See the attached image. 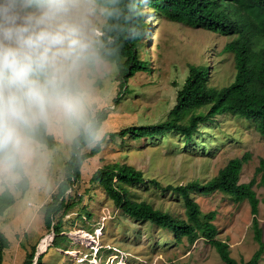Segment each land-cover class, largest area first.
I'll use <instances>...</instances> for the list:
<instances>
[{
    "label": "rangeland",
    "instance_id": "obj_1",
    "mask_svg": "<svg viewBox=\"0 0 264 264\" xmlns=\"http://www.w3.org/2000/svg\"><path fill=\"white\" fill-rule=\"evenodd\" d=\"M89 8L90 25L99 35L94 38V60L85 66L81 76L88 93V122L99 113L107 117L95 141L83 152L91 151L98 142L101 151L85 161L82 180L68 191L67 200L74 206L55 219L54 224L61 223L62 232L57 244H53V229L45 224L44 207L52 202L66 177L65 164L80 129L59 124L48 130L55 136L56 145L50 149L42 144L40 154L23 167L29 178L26 191L17 186L22 180L19 173L15 179H0V194L8 190L14 197V204L0 215V230L8 241L3 264H22L34 246L37 254L44 255L45 264H225L207 239L200 238L192 245L186 239L178 242L171 229L139 221L117 208L100 184L91 179L105 165H132L163 187L132 185L133 199L152 203L182 219L186 218L182 197L167 190L168 185L193 180L206 183L231 159L245 155L250 158L244 164L241 182H250L264 158V136L253 121L243 117L219 115L201 125L191 142L176 132L157 139L110 137L129 126L164 122L176 105L177 92L192 64L209 67L212 86L233 82L234 57L224 48L235 36L171 21L146 6L148 37L140 58H147L152 70L149 75L139 72L130 77L122 89L117 65L97 56L106 9L94 0ZM254 189L260 200L257 219L264 239V187L256 185ZM193 197L203 212L217 211L218 237L229 244L232 256L238 261H249L259 249L249 202L221 192L193 193ZM46 236H50V243L42 251ZM259 264H264V254Z\"/></svg>",
    "mask_w": 264,
    "mask_h": 264
},
{
    "label": "trees",
    "instance_id": "obj_2",
    "mask_svg": "<svg viewBox=\"0 0 264 264\" xmlns=\"http://www.w3.org/2000/svg\"><path fill=\"white\" fill-rule=\"evenodd\" d=\"M103 6L106 22L101 27L97 44V56L115 63L120 70L121 88H125L130 77L137 73L149 75L152 69L148 59L140 58L144 40L148 37V22L145 20V7L169 20L188 24L195 28L215 31L223 36H235L224 51L233 54L235 77L226 86L210 84L207 65H191L189 75L178 90L176 105L168 118L159 124L134 125L110 134L111 138L123 140L157 139L169 132L183 136L186 142L193 141L201 125L212 122L222 114H233L255 123L256 129L264 136V0H94ZM94 60V58L92 59ZM105 113L92 116L91 130L80 128V133L72 143L70 159L65 164L66 177L59 184L52 202L44 207V220L48 229L55 235L53 244L60 242L61 223L56 217L65 214L73 206L69 203L68 191L82 180V168L86 160L99 154L100 142L89 152L83 148L95 141L98 131L106 120ZM39 142L52 149L56 139L48 130L37 133ZM250 155L231 159L219 173L206 183L193 180L183 185H168L167 190L182 197L186 218L175 217L156 208L147 201L134 200L132 185L149 186L155 184L163 188L156 179L128 164H109L99 168L92 181L102 187L104 193L115 206L139 221L150 222L160 228L171 229L178 242L186 239L191 245L205 238L216 248L225 264H259L264 254L263 231L257 215L260 200L254 189L264 187V158L260 159L255 176L248 183L241 182L244 164ZM22 180L17 184L22 192L28 189L29 178L24 168L18 170ZM259 178V182L257 179ZM221 192L233 196L238 201H248L254 216L253 227L259 249L252 258L238 261L231 254L229 244L220 239L219 228L215 223L217 211L203 212L193 193L210 194ZM14 204V197L6 190L0 194V215ZM8 246L6 237L0 230V264L4 262V250ZM34 246L22 264H45L44 255L38 259Z\"/></svg>",
    "mask_w": 264,
    "mask_h": 264
},
{
    "label": "clouds",
    "instance_id": "obj_3",
    "mask_svg": "<svg viewBox=\"0 0 264 264\" xmlns=\"http://www.w3.org/2000/svg\"><path fill=\"white\" fill-rule=\"evenodd\" d=\"M91 0H0V179L37 157L41 130H91L82 70L95 55Z\"/></svg>",
    "mask_w": 264,
    "mask_h": 264
},
{
    "label": "bare ground",
    "instance_id": "obj_4",
    "mask_svg": "<svg viewBox=\"0 0 264 264\" xmlns=\"http://www.w3.org/2000/svg\"><path fill=\"white\" fill-rule=\"evenodd\" d=\"M49 243H50V236H46L43 239L42 243H41V249H42V251H45L46 250V248L49 245Z\"/></svg>",
    "mask_w": 264,
    "mask_h": 264
},
{
    "label": "water",
    "instance_id": "obj_5",
    "mask_svg": "<svg viewBox=\"0 0 264 264\" xmlns=\"http://www.w3.org/2000/svg\"><path fill=\"white\" fill-rule=\"evenodd\" d=\"M41 253H38L36 256V259H38L40 257Z\"/></svg>",
    "mask_w": 264,
    "mask_h": 264
}]
</instances>
